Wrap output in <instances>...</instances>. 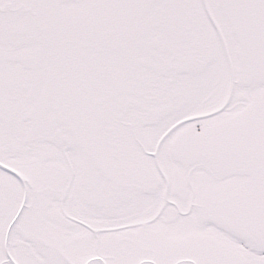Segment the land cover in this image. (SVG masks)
<instances>
[{
  "label": "rangeland",
  "instance_id": "obj_1",
  "mask_svg": "<svg viewBox=\"0 0 264 264\" xmlns=\"http://www.w3.org/2000/svg\"><path fill=\"white\" fill-rule=\"evenodd\" d=\"M12 1L37 4L41 0H3ZM49 2L56 8L55 13L71 16L76 25L81 23L90 27L105 18L110 21L114 32L130 25L142 26L140 30L145 31L146 26L153 25L155 18L159 45L164 52L169 49L163 59L170 63L171 53L177 52L175 49L186 59L188 50L191 65L188 67L187 60L181 62L184 67H181L182 64L179 66L176 93L171 102L161 104V111L156 113L157 118L141 115L134 124L136 129L141 128V132L129 134L124 129V117L119 118V112L125 110L127 115L136 99H139L143 89L140 75L146 67L137 64L133 69L136 75L127 77L120 72L131 58L126 53L125 58L122 54L117 56L115 52L112 64L122 82L116 81L110 86L111 92L117 95L108 98L100 92L96 94L94 88L90 90L93 95V136L104 170L96 171L70 130L66 153L50 151L53 162L47 167L36 165L45 153L43 150H12L7 154L6 166L21 172L30 180L25 201L24 197L22 199L18 195L15 199L8 196L10 204L16 200L14 206L20 205L22 208L18 219L12 221L16 223L12 231L16 234L26 230L30 232L28 237L35 239L31 232L40 230V235L43 230L47 239H63L67 246L52 245L51 252L49 248L50 255L58 264H264V241L255 240L264 237V221H259L257 225V218L264 217V161L244 164L236 158L232 163H237L238 168L232 172L221 170L215 161L213 163L217 166L208 164L210 171H223V177L219 178L205 172L198 151L195 148L191 155L188 146V143H194V146L202 143V130L193 135L195 138L200 137L194 142L190 141L189 133L197 126H205L203 115L206 112L216 110L213 117H222L226 113L227 120L232 119L238 110L243 112L248 106L240 102L242 93H248L254 101L264 96L263 86L251 89L248 83L240 81L241 72L234 73L235 70L231 72L228 69L217 34L219 30L227 39L229 47L233 49L237 45L239 52L243 53L252 45L250 38L260 37L259 31H264V0ZM131 40L136 41L130 48L138 50V57L146 37L139 34L132 36ZM121 41L114 39L115 43ZM4 45L9 49L2 53L1 76L7 78L10 75L16 81L30 79L19 60L29 45L18 44L15 47L10 41H4ZM163 69L166 67L163 66ZM123 85L130 93H126L125 98L120 96ZM124 103V107H121ZM261 109H264V104ZM191 115L193 117L189 118ZM130 120L132 118L129 115L125 126ZM172 125L175 128L163 137ZM242 127L245 132V126ZM6 128L3 124L2 132ZM140 140L145 142L148 149L156 148L160 142L158 164L155 158L147 156L142 150H134ZM145 160L152 161L153 168L139 165ZM148 170L166 176L162 181H155ZM58 172L63 173L59 176ZM64 173L69 181L66 189ZM11 185L13 190L19 189L18 184ZM60 191L71 192L73 196V203L65 202L69 214L92 221L96 212L98 226L130 229L127 246L115 244L117 249L109 259L95 256L83 262L85 258L70 255L68 237H74V233L59 227L60 223L57 226L54 223L57 219L55 216L49 220L45 210L56 206ZM124 194H129V209L121 207L124 206L121 200ZM6 201L2 204L4 199L0 198L3 206H6ZM10 217L11 213H5L0 221L7 223ZM28 222L33 224V230L29 228ZM73 224L68 220L67 225ZM106 233L99 231L98 238L108 236Z\"/></svg>",
  "mask_w": 264,
  "mask_h": 264
},
{
  "label": "flooded vegetation",
  "instance_id": "obj_2",
  "mask_svg": "<svg viewBox=\"0 0 264 264\" xmlns=\"http://www.w3.org/2000/svg\"><path fill=\"white\" fill-rule=\"evenodd\" d=\"M44 4L51 7L50 2H44ZM40 6H42V3L32 6V8L35 7L33 11ZM30 10L32 9L30 8ZM26 19L28 18L25 17V14L13 17L0 14V60L3 51L9 49L5 47L4 41H10L11 44H15V47L18 44H28L27 51L21 54L19 60L26 70V76L32 78L19 81H16L10 75H5L7 78H3L0 65V198L4 199L2 204L7 199L6 206L0 204V219L3 214L11 213L7 223L3 224L0 221V264H58L50 255V252L52 250L51 247L54 245L62 246L63 244V246H67L63 239L60 237L47 239L42 233L44 232L43 230L40 235L38 233L40 230L31 232L35 239L28 237L30 232L26 230H20V234L17 232L15 234L12 231L16 225L12 221L18 219L22 208H20V205L14 206L16 200H13L12 204H10L8 196L14 199L17 195L22 199L25 196L26 200L29 194L30 180L26 176L21 179L4 167L8 161L7 154L19 148L43 150L45 153L40 156L41 160L39 163L36 162V165L40 164L43 167H47L49 163L53 162L50 151L66 153L68 127L74 120L73 107L74 103H76V101L71 99L70 91L77 89L83 93L86 97L84 105L92 114L91 103L93 95L90 91L91 89H89L90 85L94 87L95 91L100 90L101 86H103L105 92L108 91V85H111L110 82L112 83L109 63L111 56L115 52H120V55H126L127 47H129L128 45L131 41L129 33L112 32L109 26L105 25L104 27L107 21L106 23L100 21L102 24L96 22L90 27H78L76 33L70 32L63 27L61 32H55V38H58L59 43H61V46L56 48V46H52L54 41L46 38L49 37V33L41 30L37 27L38 25H32ZM37 19L38 22H36L43 28H45L46 21L51 20L46 15L45 17L38 16ZM21 22H26V24ZM15 23L20 25L21 29H17V25H14ZM217 32L220 40V50L228 69L231 72L235 70L234 73L241 72L240 81L248 83L249 88L253 89L255 86L264 87V31H259L260 37L254 36L250 38L252 45L248 46L243 53L239 52L237 45L233 49L229 47L227 39L219 30ZM262 32L263 34H261ZM34 33L36 35H32ZM42 34L46 37L41 36ZM114 35L120 37L117 41L120 42L122 40L121 43H114ZM38 38L50 40L48 43L52 47H41L40 41L37 40ZM248 40L247 38V43ZM125 42L126 44H124ZM234 43H236V39H234ZM153 50L155 62H161L162 48L160 46L157 47V39ZM186 54V59H183L182 56L178 57L177 52L171 53V62L169 65H165L168 68L166 71H171L170 75L165 76L160 84L155 85L154 94H152L154 103H151L147 110L146 106L143 107L144 111L139 108L140 114L138 115L130 113L126 115L125 110L119 112V115L124 117L123 125L127 133L141 132L139 130L141 128H135V121H139L141 115L144 117L149 115L152 119L157 118L156 113L161 111V104L164 102L166 105L172 101V97L176 93L175 83L180 76L179 66L182 64L181 67H184L181 62L187 60L186 64L188 67L191 65L189 64L191 61H189L188 50ZM33 55H37V57H34L33 61H29L28 57ZM39 55L40 59L38 61ZM173 60L176 61L173 62ZM177 60L180 63H177ZM72 84L76 86L72 87ZM113 96L114 93L111 94V97ZM263 99L264 96L261 100ZM261 100L254 101L248 93H242L240 102L248 105L245 111L240 112L238 110L235 117L228 120L226 113L222 117H213L216 110L210 111L211 113L206 112L203 115L205 126L203 128L197 126L194 131L189 133L191 136L190 141L194 142L198 141L200 137L195 138L193 135L200 133L197 131L202 130V138H200L202 143L195 144V146L194 143H188V146L191 149V155L196 148L198 155L201 156L202 166L208 175L213 174L221 178L223 177V171L229 170V172H232L235 168H238L237 163H232L236 158L238 162L244 164L264 161V109H261L264 101L260 104ZM158 103L159 107H157ZM124 105L125 103L120 106L124 107ZM224 107L222 108L224 109ZM240 108L242 109V105ZM129 115H131L132 121H128V126H125L126 117ZM192 117L193 115L189 116V118ZM3 124L7 127L5 132H2L3 130L1 129ZM173 125L165 132L163 137L175 128ZM242 126H245V132H243ZM132 138L136 139L133 136ZM244 139L245 141H243ZM136 146L137 148L134 147V150H142L147 156L155 158L156 164L159 163L157 154L160 142L156 148L152 149L146 148L143 140H140ZM214 161L219 164L220 169L223 171L218 170L219 173L216 170L210 171L208 169L210 167L208 164L215 165ZM151 162L145 160L139 165H150L153 168L154 165L152 166ZM92 165L98 172L104 170L103 165L101 168H97L94 164ZM61 167L63 169V166ZM148 171L151 174L150 176L155 178V181H162L163 177L165 178L166 176H159L158 171ZM58 173L60 176L63 172ZM64 175V189H66L69 181L65 173ZM13 183L18 184L19 189L15 188L13 190L11 185ZM57 198L56 206H51L45 210L48 212L47 217L49 220L55 216L57 219L54 223L57 226L60 223L59 227H65L74 233V237H68L69 245L72 247H67L70 255H75V258L79 256L85 258L84 260L82 259L83 262L95 256L109 259V256H113L117 249L115 244L127 246L130 229H124L122 226H98L96 223L98 214L96 212L93 214L95 219L92 221L69 214L65 207V202H74L71 192L62 193L60 191L57 194ZM121 200L124 205L121 206L122 209H129V194H124ZM121 200L118 202L119 204ZM113 211L112 209L111 212ZM68 220L75 223L73 224L75 228L72 225H67ZM28 225L33 230V224L28 222ZM99 231H106L108 236L102 239L98 238Z\"/></svg>",
  "mask_w": 264,
  "mask_h": 264
},
{
  "label": "water",
  "instance_id": "obj_3",
  "mask_svg": "<svg viewBox=\"0 0 264 264\" xmlns=\"http://www.w3.org/2000/svg\"><path fill=\"white\" fill-rule=\"evenodd\" d=\"M49 2V0H41L39 3L42 2ZM44 2L42 3V6L38 7L37 10L33 9L35 7L32 8V6H36L35 3L33 2H3V0H0V10L2 11L0 14H4V15H8V16H17L20 14H25V17L28 18L26 19L28 22H30L32 25L39 27L41 30L46 31L47 33H49V37H46L44 34H42L41 36L46 37V38H50V40L54 41V43H52V46H56V48H59L61 46V43H59V39L55 38L56 34L55 32H61L63 27L67 28V30H69L70 32L76 33V30L78 29V27H88L86 24L81 25V23H79L78 25H76L75 20H72L71 16L63 14V13H55L56 12V8L51 4V7H48L47 4H44ZM37 3V4H39ZM55 6L57 7V3L54 2ZM30 8L32 10H30ZM58 8V7H57ZM29 13H28V12ZM49 16L51 18L50 21H46V25L45 28L41 27V25H39L37 22V17L38 16ZM57 16V17H56ZM30 20V21H29ZM37 21V22H36ZM101 22H105L107 21V24L105 25L109 26L111 28V31L114 32L112 30V25L110 23L109 20L107 19H102L97 21L98 24H102ZM21 23H25L26 22H21ZM41 24V23H40ZM14 25H17L16 23ZM20 25H17V29H21ZM82 27V28H84ZM139 27L142 26H135V25H130L128 26V28L125 29H121L119 31V33L121 32H125V33H129L130 34V41L131 43H129V47L128 50L130 49V45L135 44V40H131L132 36H136L139 34L144 33L145 31H142V29L140 30ZM133 28V29H131ZM6 30V29H5ZM146 30V29H145ZM20 35V34H19ZM32 35H36L35 33ZM120 35V34H119ZM21 36V35H20ZM117 36V37H116ZM53 38V39H51ZM120 37L118 35H114V39L118 40ZM113 39V40H114ZM39 40L38 42L40 43V46L43 48H50L52 47L50 43H48L50 40H45V39H37ZM58 41V43H57ZM115 43V42H114ZM117 44V43H115ZM128 50H127V56L128 55ZM118 56H121L120 54ZM125 58V55H122ZM34 57L36 56H29L28 60L29 61H33ZM114 57L111 56V60L112 61ZM33 59V60H32ZM40 59V55L38 56V61ZM109 62V63H110ZM111 73H110V78L112 80V83L119 81L122 82L119 78L118 73L112 68L111 66ZM114 70V71H112ZM115 76H117V79L115 78ZM110 82V84H112ZM76 86V85H71ZM109 86L108 91H104L103 86L100 87V90L95 91L96 94H98L100 92V94H105L107 95L108 98L111 97V94L114 92H111V86ZM94 88L92 85H90L89 89ZM124 89V86H123ZM92 90V89H91ZM71 93V99L76 101V103H74V107H73V113H74V120L72 123L69 124L68 130L71 131V133L74 135V137L76 138V143L78 144V146L83 150L84 154L86 155V157L89 159L90 162H92V164H94L97 168H101L102 167V162L99 158L98 155V151L96 148V144L94 141V136H93V126H92V120H91V113L89 111V109L86 108L85 102H86V97L83 95V93L79 90H72L70 91ZM92 93V92H91ZM117 94L114 93L115 97ZM120 96H124V91L123 93L120 94ZM7 170L11 171L12 173H14L15 175H17L19 178L23 179V174L13 168H10L8 166H4ZM24 200H25V196H24ZM262 222L264 221V217L261 218H257V225L258 222ZM256 241H264V237L260 236L258 238H255Z\"/></svg>",
  "mask_w": 264,
  "mask_h": 264
},
{
  "label": "crops",
  "instance_id": "obj_4",
  "mask_svg": "<svg viewBox=\"0 0 264 264\" xmlns=\"http://www.w3.org/2000/svg\"><path fill=\"white\" fill-rule=\"evenodd\" d=\"M155 20L156 19L154 18L153 25L146 26L145 32L142 33L146 37V40L143 42V48L140 51L141 54L137 57L136 53H138V50H135L131 47L128 50V55L131 58V59H129L130 62L128 64H126V66L123 68L122 72H120V73H125V76H127V77H131L132 74L136 75V73H137L133 70L137 64H141V65L146 67V70L142 72V75H140V78H141L140 81H142L143 89H141V91L139 93V96H138L139 99L138 100L136 99L135 103L131 106L130 109H132V110H130V114H136V112L139 111L138 110L139 108H143L145 106L147 107V105L154 103V101H152V94H154L155 85L160 84L161 81L165 78V76L170 75V72H171V71H166V69H168V68L165 66V65H169V63H168L169 61L163 59L167 49L165 52H164V49L161 50L162 51L161 62H159V61L155 62V60H154V55H153L154 50L153 49L155 46L156 39H157V47L160 46L159 40H158V35H157V28H155V26H154ZM131 29H133V28H131ZM119 53L120 52L117 53V56L119 55ZM177 55H178V57H181L178 49H177ZM164 62H166V63L164 64ZM170 62H171V58H170ZM177 63H180V62L177 60ZM110 66H112V68L114 67L112 64V61L110 62ZM163 66L166 67L165 70H163ZM112 71H114V70H112ZM133 75H132V77H133ZM123 86H124L123 98H125V94L127 93L130 95V93L127 92L128 90L126 91L125 85H123Z\"/></svg>",
  "mask_w": 264,
  "mask_h": 264
}]
</instances>
